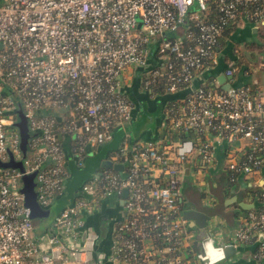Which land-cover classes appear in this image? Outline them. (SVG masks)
<instances>
[{
    "label": "built area",
    "instance_id": "2783aa9c",
    "mask_svg": "<svg viewBox=\"0 0 264 264\" xmlns=\"http://www.w3.org/2000/svg\"><path fill=\"white\" fill-rule=\"evenodd\" d=\"M241 21L261 30L264 0H0V264H212L209 239L223 249L216 264H264V201L236 229L209 216L201 252L182 207L187 165L205 204L215 202V141L246 142L227 153L229 184L264 186V84L233 83L232 66L227 90L193 86L218 64L226 28ZM147 64L142 86L151 97L162 77L168 94L188 91L164 105V136L126 133L106 157L124 170L101 166L37 236L23 178L35 175L38 203L49 208L66 189L69 154L83 167L133 120L125 74ZM19 112L29 128L26 152ZM10 161L21 166L3 165ZM253 197L259 202L264 192ZM105 207L112 210L108 244L95 249L99 231L86 221Z\"/></svg>",
    "mask_w": 264,
    "mask_h": 264
},
{
    "label": "crops",
    "instance_id": "0c3cea01",
    "mask_svg": "<svg viewBox=\"0 0 264 264\" xmlns=\"http://www.w3.org/2000/svg\"><path fill=\"white\" fill-rule=\"evenodd\" d=\"M186 26L184 25V28ZM183 28V29H184ZM255 27L250 25L249 23L246 22H239L236 26V31L233 33L231 41L227 40L224 42L222 46L218 48L217 51V56H218V64L217 65H211L207 67L205 70L199 72L193 82V86L197 87L200 85H211V86H216L219 83V77L222 74H225L226 69L229 67H236L237 71L235 73V80L233 83H236L237 85H242V84H250L254 86H261L264 84V61L263 57L260 56V61L253 63L252 58L246 54V49H249L251 52L256 51L257 48L254 49L251 47L253 45H257V43H261V37H260V31L254 32ZM176 34V33H174ZM264 56V55H263ZM157 61L152 60L151 65L155 64ZM135 68L129 69L126 74H125V90L126 92H129L128 95L130 96V87L134 85L135 82ZM220 84V83H219ZM187 90H182L177 94H163V95H158V98H153L151 97L149 100V104L146 106V104L142 105L143 108L139 107V104H136V102L133 100L135 104V110H134V117L133 120L127 125L125 130H117L114 134V138L111 142L102 145L103 147L105 145H108L115 141L116 135L119 133V131L123 132L124 131L130 132L132 135V138H144V139H159L164 136V133H162L161 130V120H162V115L164 111V105L168 100L171 99H176V98H181L184 97L187 94ZM161 110L160 115L158 118H156L155 115L158 114V110ZM138 111V112H137ZM151 115L155 116V121L152 126L147 127V119H144L145 117H151ZM134 135V136H133ZM123 137V136H122ZM120 140V139H119ZM122 140V139H121ZM120 140V141H121ZM245 141H237L236 143L229 144L227 141H215V157H216V165L214 169L211 171V174L209 176L215 178V183H218V176H221V174H215L213 173L218 169V166L221 165L223 166L222 169H224L225 163L227 161V153H232V152H239L243 151L245 147ZM120 145V144H119ZM118 145V146H119ZM118 146L114 145V148H111L110 152L113 150L117 149ZM245 147V148H244ZM102 148V147H101ZM109 152V151H108ZM109 152V153H110ZM108 153V155H109ZM242 153V152H240ZM95 154V153H94ZM107 157V156H106ZM103 158L102 160L106 159ZM69 160H73L72 157H68V163ZM221 163V164H220ZM190 166L187 165V173L185 175L186 178H189L191 181L192 179L190 178ZM78 171L74 172L72 171V176L74 178ZM213 175V176H212ZM88 179V178H85ZM186 181V180H185ZM210 181V180H209ZM240 183V187L235 191L232 190L231 192H227L228 189H223L224 195L226 194L227 196L224 197L222 200L224 201V206H225V214H222L220 212H215L213 214H210V216H218L219 219H222L223 222L230 228V229H236L241 226L242 220L244 219L245 215L247 214V211L243 209L239 202L244 201L247 203H255V208L258 207V202L254 199L253 195L250 193V188H252L253 185H251L250 181H243ZM216 185V184H215ZM186 182L184 183V188H183V195L182 198H186V200L190 197V193L194 191V189H189L193 186L189 183L187 188H186ZM199 189V188H198ZM189 190V191H188ZM67 194V193H66ZM229 194V195H228ZM215 202L212 205H206L203 197H202V209L204 210L206 207H215L220 204L221 202V197L213 193ZM188 196V197H187ZM233 196H237L238 201L232 202L230 204H226L227 199L232 198ZM65 195L60 197V201H64ZM72 198L67 200L69 203L72 202ZM59 200V199H58ZM56 202V201H55ZM66 202V203H67ZM63 203V202H62ZM65 203V204H66ZM68 203V204H69ZM67 205V204H66ZM65 205V206H66ZM227 207V208H226ZM110 209H107L105 207V211H109ZM251 210V209H250ZM103 214H96L91 217H89L86 221L87 227H94L97 231L100 227L101 223V216ZM248 263V262H247ZM246 263V264H247ZM250 264V263H249Z\"/></svg>",
    "mask_w": 264,
    "mask_h": 264
},
{
    "label": "water",
    "instance_id": "95a60500",
    "mask_svg": "<svg viewBox=\"0 0 264 264\" xmlns=\"http://www.w3.org/2000/svg\"><path fill=\"white\" fill-rule=\"evenodd\" d=\"M259 27H255L254 28V32H258ZM2 48V44L0 43V49ZM229 77L226 76L225 74L220 75L219 77V83L222 84V87L224 89H228L231 86V83L229 82ZM19 118L20 121L17 123V126L21 129V135H22V149L24 152H26V148H27V141L29 138V128H28V124H27V120L26 118L23 116L22 112H19ZM70 154H69V158H70ZM4 166H12V167H16V166H21L20 163H15L13 161H10L8 163H3ZM101 166L103 167H108V168H115L119 171H123L124 170V165L123 164H113L112 161L104 159L101 162ZM28 178L25 179V187L22 189V191L25 194L26 197V205L29 206L31 208L32 211V218H37V217H48L51 214V210L48 209H44L40 206V204L38 203L37 200V195L35 192V182H34V177L35 175H31L30 177L27 176ZM74 179V176L71 178V181ZM222 177L218 176V183L215 185L218 188L222 187V181H221ZM87 179H84L82 184L86 181ZM82 184L80 185V188L82 186ZM68 184L66 186V189L64 190V193L61 195L62 197L64 195H66L67 191H68ZM80 188L78 189V192L75 194V196L72 198V200L76 197L77 194L80 193ZM213 191V190H212ZM127 189L124 190V193L122 194V197H126L127 196ZM213 193V192H212ZM218 196V194H216ZM60 196V197H61ZM60 197L57 198L56 203H60L61 205V201H60ZM221 197V196H220ZM59 199V200H58ZM236 202L238 201L237 196H233L230 199H227L226 204H230L232 202ZM122 203V202H121ZM224 201L221 200L220 204L215 206V207H206L204 210H195V209H185L184 211V219L188 221V225L191 229H194L198 232L197 235V239L194 242V249L197 252H201L202 251V240L208 237V233H207V221L209 219L210 214H213L215 212H220L222 214H225V206H224ZM240 206L245 209V210H250L252 208H255V203H247L244 201H240L239 202ZM53 209V207L51 208ZM112 210L106 211L100 218L101 223H100V227L98 229L99 231V238L97 240L96 243V247L95 249H105L107 247V237L109 234V230L111 227V222H112ZM49 230H44V234L48 233ZM37 235V234H36ZM227 255L230 256L231 254H233L235 252V249L230 247L226 249Z\"/></svg>",
    "mask_w": 264,
    "mask_h": 264
},
{
    "label": "rangeland",
    "instance_id": "374dc122",
    "mask_svg": "<svg viewBox=\"0 0 264 264\" xmlns=\"http://www.w3.org/2000/svg\"><path fill=\"white\" fill-rule=\"evenodd\" d=\"M254 49V45L251 47V49ZM262 52L259 51V49H256V51H250L249 49H246V54H248L252 60L253 63L255 62H259L260 61V56H262L261 54ZM157 63L159 64V60H157ZM149 68H150V64L147 65H142V66H135V82L134 85L130 87V96L135 102L136 104H139L140 108H143L142 105L146 104V106L149 104V100H151L152 98L150 97V94L147 90H145L142 86V79L144 77L145 74L149 73ZM128 71V70H127ZM129 92H127L128 94ZM159 96L157 95L156 97L153 98H158ZM151 98V99H150ZM131 99V100H132ZM138 112V111H137ZM161 110H158V114L155 115L156 118H158V116L160 115ZM155 116L151 115V117H145L144 119H147L148 123H147V127L152 126L154 124L155 121ZM124 130V129H121ZM117 132V131H116ZM116 134V133H114ZM126 134V132L124 131V135ZM127 134L131 135L130 132H127ZM123 132L119 131V133L116 135L115 137V141H113L112 143L105 145L104 147H98L97 149H95V154L90 155L87 157V159L83 162V167H80L76 164V162L74 160H69L70 163H68V168L70 169V178L68 179V191L67 194L65 195L64 199H65V203L67 202V200L71 197H74L75 194L78 192V189L80 188V185L82 184L83 180L85 178H90L91 176H93L95 174V172L101 167V162L102 159L105 158L108 153L110 152L111 148H114V145L118 146L120 144V140L124 137ZM123 136V137H122ZM134 136V135H133ZM132 138V135H131ZM120 139V140H119ZM133 139H138V138H133ZM109 151V152H108ZM72 171L73 173L78 171L76 177L71 181L72 176ZM27 176H31V175H26L23 179H24V187H25V179L28 178ZM210 183H209V194L213 195V193L218 194L219 196H221V200L226 197L227 195H224V191L221 188H218L217 186H215V178H210L209 179ZM193 181V180H192ZM194 182V181H193ZM23 187V188H24ZM213 190V191H212ZM213 192V193H212ZM215 196V195H213ZM69 199V200H70ZM200 201V200H199ZM202 204V201H200ZM69 201L66 203L68 204ZM109 207V206H108ZM213 218L211 220H215V223L217 224V222H221L218 216H212ZM39 220L36 221V230L35 233L37 234V236L42 237L44 235V225H40ZM220 224V223H218ZM226 231V229H224ZM220 231V227L216 226L214 228V232L218 233Z\"/></svg>",
    "mask_w": 264,
    "mask_h": 264
},
{
    "label": "trees",
    "instance_id": "16d2710c",
    "mask_svg": "<svg viewBox=\"0 0 264 264\" xmlns=\"http://www.w3.org/2000/svg\"><path fill=\"white\" fill-rule=\"evenodd\" d=\"M236 26H237V24L235 23V24L229 25L226 28L224 34L222 35V37L220 39L219 47L222 46L224 44V42H226L227 40H229V41L232 40L230 38L232 37L233 33L236 31ZM260 37H261L262 42L259 43V44L257 43V45H254V46H255V48L259 49V51L262 52L261 54H262L263 61H264V56H263L264 55V26L262 27V29L260 31ZM157 84L154 86V88H152V92H153V94L155 96H157V95H163V94H167L168 93L167 90H166L167 77H162L161 79H159V82ZM222 168H223V166L219 165L218 166V169L216 171H214L213 173H215V174L217 173V174H221V175L225 176L224 175L225 174L224 173V169H222ZM185 180H186L185 182H186V185L187 186H188L189 183L191 184V186H193V187H191L189 189H194V191H197V193H199L200 194L199 196H201V197H204L205 196V192H203L202 189L200 187H198L193 181H191L189 178H186ZM241 182L242 181L239 179L236 182L235 185L234 184L227 183L226 184V187H224L225 189H228L226 193L231 192L234 189L236 191L240 187V183ZM187 186H186V188H187ZM250 191H252L253 196H259L260 198H262V193L264 192V186H262V187L261 186L252 187V188H250ZM263 199L264 198H262V200H260L258 202V207L257 208H260L262 206L261 204L263 203L262 201H264ZM62 202H61V205H60V203L58 204V203L54 202L49 208H47L48 210H51V214L48 217H37V218H33L34 224L36 225V221L39 220L40 224L38 226L44 225V230L49 229L51 227V225H52V223H53L56 215L66 205L65 204V199H64V201L62 200ZM52 207H53V209H51Z\"/></svg>",
    "mask_w": 264,
    "mask_h": 264
},
{
    "label": "flooded vegetation",
    "instance_id": "af4514ba",
    "mask_svg": "<svg viewBox=\"0 0 264 264\" xmlns=\"http://www.w3.org/2000/svg\"><path fill=\"white\" fill-rule=\"evenodd\" d=\"M222 188L226 187V184L228 183L225 176H222ZM198 194V195H197ZM200 194L197 193V191H192L190 193V197L186 200V198H182V207L184 209H195V210H202V204L200 201H202V197L199 196ZM192 196V197H191ZM188 197V196H187ZM200 200V201H199Z\"/></svg>",
    "mask_w": 264,
    "mask_h": 264
},
{
    "label": "clouds",
    "instance_id": "9594fccd",
    "mask_svg": "<svg viewBox=\"0 0 264 264\" xmlns=\"http://www.w3.org/2000/svg\"><path fill=\"white\" fill-rule=\"evenodd\" d=\"M190 148H191V144L188 143L185 145V149H182L181 151L183 152L184 150L190 149ZM204 247L210 253V255L212 253H215V255L212 257V264H216V259L223 258V249H215L214 248V241L212 239H209L205 243Z\"/></svg>",
    "mask_w": 264,
    "mask_h": 264
}]
</instances>
